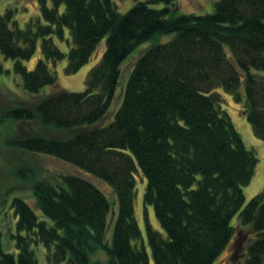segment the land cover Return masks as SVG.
Masks as SVG:
<instances>
[{
    "label": "trees",
    "instance_id": "16d2710c",
    "mask_svg": "<svg viewBox=\"0 0 264 264\" xmlns=\"http://www.w3.org/2000/svg\"><path fill=\"white\" fill-rule=\"evenodd\" d=\"M37 1L43 21L20 27L11 10L0 14V55L14 62L26 93L58 87L50 62L68 58L65 72L74 75L105 39L106 50L85 91L60 90L33 108L7 112L11 120L40 121L74 135H31L15 145L102 180L119 208L110 242L111 204L98 186L76 174L36 180L35 209L21 198L11 203L14 248L5 249L0 231V264H40L38 247L47 264H98L91 257L98 251L106 264H151L133 203L138 170L147 180L144 203L154 207L164 231L146 220L153 264H213L243 232L248 240L236 264H264V191L248 203L243 191L258 158L223 110L225 93L242 105L264 142V75L257 73H264V0H218L205 15H176L179 0L141 1L124 14L115 0ZM66 30L68 54L54 41L66 40ZM165 35L174 38L155 43L137 61L120 108L105 122L123 62ZM39 42L43 59L29 71L23 63Z\"/></svg>",
    "mask_w": 264,
    "mask_h": 264
},
{
    "label": "rangeland",
    "instance_id": "374dc122",
    "mask_svg": "<svg viewBox=\"0 0 264 264\" xmlns=\"http://www.w3.org/2000/svg\"><path fill=\"white\" fill-rule=\"evenodd\" d=\"M116 1L118 10L121 13L128 12L135 4L141 1L147 0H123ZM218 0H179L177 6L175 7L176 15L182 14H196L205 15L213 13L215 9V4ZM163 5L157 6V8H162ZM8 10L14 13L13 21L19 23L20 27H24L26 22L30 19H41V12L39 1L37 0H0V14H5ZM66 40L59 41L58 38H54L55 44L59 47L60 51L68 54L72 48V42L69 31L66 30ZM174 35H165L157 37L153 40H149L142 45L136 47L132 54L126 58L122 66V74L116 96L113 100L110 111L105 118V122H111L120 108L124 89H126L129 78L133 72V68L137 61L143 57V54L155 43H166L171 41ZM70 41V43H69ZM106 50V39L102 41L96 53L90 59V61L84 65L80 71L74 75L66 74V67L68 65V58L60 61L56 64L49 63L52 71H54L59 81L58 87L49 88L46 87L39 95H31L26 93L21 87V80L14 71V62L12 60H7L0 55V231L3 236V244L5 249L12 250L14 244L11 240V235L14 233L16 218L14 211L11 208V203L14 198H21L25 200L31 207L36 208V200L33 194V185L36 180L39 179H52L54 180L59 175L66 174H76L83 176L92 181L96 186H98L102 192L108 198L111 204V211L108 214L109 228L107 232V240L111 242L114 223L118 214V199L114 194L113 189L105 184L102 180L86 174L80 171L73 165L66 163L57 158L43 155V154H33L26 152L16 147L15 142L19 139L31 137V135H44L47 138L53 139H67L73 136L74 131H62L54 128H48L42 125L40 121H16L11 120L7 117V112L15 107H28L33 108L39 100L50 96L51 93L66 90L69 92H82L86 90V82L90 70L99 64L102 60L104 52ZM41 51V42H39L34 56L25 61L23 64L32 71L36 68L37 63L43 59ZM264 75V73L257 72ZM223 93V92H222ZM223 110L228 114L233 122L236 130L244 141V146L250 151L255 153L258 158V165L255 171L254 178L250 185L245 186L243 191L246 198V203H248L253 196L264 191V142L260 141L254 135L252 126L249 124L246 116L243 115L242 105H239L234 101V99L225 93ZM146 178L143 176L142 172L138 170L136 173V198L134 203L135 215L139 227L143 235V244H145L146 249L150 253V262L153 264V259L151 251L149 248L147 239V223L152 227L163 233V228L158 221L155 210L153 206L145 205L144 195L147 188ZM37 213L40 214L39 210ZM238 216H236L232 225L234 227L238 226ZM244 235V242L242 248L238 255L245 251V244L247 242L248 235L243 233H238L236 241L228 249H225L223 254L215 260L213 264H236L239 256L234 260V251L238 244V238ZM140 245V242L138 243ZM44 247H38L36 250V255L40 264H47L45 257ZM106 254L98 251L91 257L98 264H106L107 256ZM242 257V256H241Z\"/></svg>",
    "mask_w": 264,
    "mask_h": 264
},
{
    "label": "flooded vegetation",
    "instance_id": "af4514ba",
    "mask_svg": "<svg viewBox=\"0 0 264 264\" xmlns=\"http://www.w3.org/2000/svg\"><path fill=\"white\" fill-rule=\"evenodd\" d=\"M239 240H238V244H237V247H236V249H235V253H234V256H233V258L234 259H236V257L238 256V253H237V249H238V246L240 245V243L243 241V239H244V235H242L241 234V236H240V238H238Z\"/></svg>",
    "mask_w": 264,
    "mask_h": 264
},
{
    "label": "water",
    "instance_id": "95a60500",
    "mask_svg": "<svg viewBox=\"0 0 264 264\" xmlns=\"http://www.w3.org/2000/svg\"><path fill=\"white\" fill-rule=\"evenodd\" d=\"M241 248H242V244L238 246V249H237V251H240V250H241Z\"/></svg>",
    "mask_w": 264,
    "mask_h": 264
},
{
    "label": "bare ground",
    "instance_id": "6f19581e",
    "mask_svg": "<svg viewBox=\"0 0 264 264\" xmlns=\"http://www.w3.org/2000/svg\"><path fill=\"white\" fill-rule=\"evenodd\" d=\"M243 242H244V239H243V241L240 243V245L243 244ZM239 252H240V251H237V253H239Z\"/></svg>",
    "mask_w": 264,
    "mask_h": 264
}]
</instances>
